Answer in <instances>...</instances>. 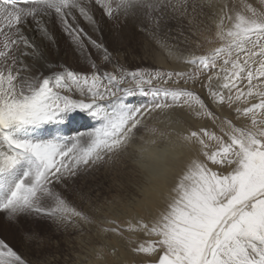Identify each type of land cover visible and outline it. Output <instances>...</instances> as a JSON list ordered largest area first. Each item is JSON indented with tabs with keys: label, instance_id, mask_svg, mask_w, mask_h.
Masks as SVG:
<instances>
[{
	"label": "snow or ice",
	"instance_id": "6c2138e0",
	"mask_svg": "<svg viewBox=\"0 0 264 264\" xmlns=\"http://www.w3.org/2000/svg\"><path fill=\"white\" fill-rule=\"evenodd\" d=\"M81 21L97 33L108 21L131 22L185 68L128 69ZM208 21L215 34L205 41L215 46L198 54L203 45L191 37ZM53 23L87 71L48 61L37 36L55 44ZM137 94L151 101L127 102ZM185 118L211 125L178 132ZM82 119L99 126L74 128ZM185 152L195 155L184 160ZM122 158L143 175L127 205L142 215L109 217L103 206L89 215L69 203L77 181ZM152 159L167 166L150 172L144 162ZM158 200L166 206L153 211ZM0 222L37 252L51 241L49 228L83 235L91 225L127 241L131 264H264V0H0ZM121 255L100 246L95 262L129 264ZM0 264L45 261L30 262L0 239Z\"/></svg>",
	"mask_w": 264,
	"mask_h": 264
},
{
	"label": "rangeland",
	"instance_id": "374dc122",
	"mask_svg": "<svg viewBox=\"0 0 264 264\" xmlns=\"http://www.w3.org/2000/svg\"><path fill=\"white\" fill-rule=\"evenodd\" d=\"M219 1L220 0H216L217 3L223 2V0ZM239 1L240 0H230V4L235 3L236 6L239 7ZM252 1L253 0H248L249 3ZM258 2L256 4L253 2L252 4L254 6H259ZM101 15H103L102 12L97 10V19H99ZM81 27H83L93 39L99 40L102 36L105 45L110 51L114 54L117 52L122 54L118 56L117 59L128 69H135L141 66L160 68L161 70H180L185 68V65L182 63L183 57L178 59L180 65L178 67L160 66L152 62V51H160V49L156 47L152 40L137 32L131 22H128L126 25L120 24L117 28L114 26L113 22L108 21L102 25L103 30L100 33L94 31L90 25L83 21H81ZM115 33H119V35ZM53 34L57 42V52L54 53V46L48 47L46 45V49H48L47 58H49L50 62L52 61L51 63H54V58L59 59L54 64L56 70H59L60 65H65L75 71H87L88 62L76 54L74 46L70 43L68 37L61 32L58 24L54 23ZM187 34L188 32L186 29L185 35ZM214 34L215 26L211 21H208L207 28L202 34L191 37L192 41L199 40L203 45L201 49L197 50L198 54L199 52H203L206 48L215 46L214 43L208 44L205 41V37L214 39ZM179 39L182 40L183 38L180 37ZM63 41L66 42L65 47H61ZM170 43H176V40H170ZM192 47H194V44ZM89 51L92 53L97 63H101L100 54L91 49V47H89ZM101 66L111 70V66L108 64H102ZM45 74L47 75L49 73L45 72ZM126 100L128 103L139 105L150 102L151 97H144L137 94L136 96L126 98ZM149 123H153V121ZM204 125L210 126L211 122L185 118L183 124L177 125L176 127L178 132H184L185 129L197 130ZM96 126H99L98 121L88 119L78 120L73 124V127L79 128L80 131H87ZM142 181L143 175L139 167L134 164L131 159L122 158L120 161H115L110 165H103L98 169L91 170L87 176L83 177L72 186V191L67 192L66 196L72 206L76 207L78 210L88 212L89 215H97L93 210L94 206H103L105 213L109 217L124 219L132 214H143L139 209H129L127 206L128 202L132 200L133 197L138 196V185ZM163 204L161 206L162 209L166 206ZM82 227L83 235L80 231L71 228L67 232H56L54 227L49 228V231L52 233L51 241H46L42 250L39 252H37L34 244H25L22 241L19 228L12 225H4L2 222H0V239H4L14 250L30 262H35L37 259H40L44 260L45 264H49V261L51 264H96V250L100 246H104L105 250L109 251L111 247L115 245L121 248V259H126L129 261V264H131L134 257L128 250L127 241L111 233L107 235H98L95 226L88 225ZM141 238L143 237H137V239ZM57 241L59 242L58 246L55 243ZM103 264H117V260L113 257H106Z\"/></svg>",
	"mask_w": 264,
	"mask_h": 264
},
{
	"label": "bare ground",
	"instance_id": "6f19581e",
	"mask_svg": "<svg viewBox=\"0 0 264 264\" xmlns=\"http://www.w3.org/2000/svg\"><path fill=\"white\" fill-rule=\"evenodd\" d=\"M221 1V0H220ZM219 1V2H220ZM259 0H253L251 3H253V2H255V4L258 2ZM240 3H241V0L239 1V3H238V6L240 5ZM258 4H259V2H258ZM258 7V6H257ZM52 30V34H53V32H54V23L51 25V27H50V31ZM33 35H36V33H33ZM53 36H54V34H53ZM173 36H175V33H173ZM55 38V37H54ZM37 43L38 44H40L41 45V48H42V50L44 51V54L47 56V54H48V49H46V45L48 46V47H50V46H54V53H56L57 52V49H56V45H57V42H56V40H55V44H47V42H41V40H40V37L39 36H37ZM66 46V42L65 41H63L62 42V44H61V47H65ZM48 57H50V56H48ZM178 59L179 58H170V57H167L166 55H163L160 51H152V56H151V61L152 62H155L157 65H160V66H166V67H178V66H180L179 65V62H178ZM57 60H59L58 58H54V60H53V62L54 63H52L53 65L57 62ZM48 61L50 62V60H49V58H48ZM52 62V61H51ZM181 65H182V63H181ZM44 71L45 72H48V70L47 69H44ZM185 157L183 158L184 160H187L188 158H190V157H192V156H194V152H185ZM177 171H179V168H177ZM174 179H175V177H174V175L172 176V177H170V179H169V183H168V185H167V188H171L172 187V185H173V183H174ZM167 188L165 189V191H167ZM163 203H165L164 202V200H158L157 202H156V204H155V207L153 208V210H158V209H162L161 208V206H162V204ZM163 205H165V204H163Z\"/></svg>",
	"mask_w": 264,
	"mask_h": 264
},
{
	"label": "clouds",
	"instance_id": "9594fccd",
	"mask_svg": "<svg viewBox=\"0 0 264 264\" xmlns=\"http://www.w3.org/2000/svg\"><path fill=\"white\" fill-rule=\"evenodd\" d=\"M139 150H140V145L134 143L131 145L129 152L132 157H135V155L139 153ZM144 163L148 171L155 172L166 167L168 162L164 160L152 159V160H146Z\"/></svg>",
	"mask_w": 264,
	"mask_h": 264
}]
</instances>
